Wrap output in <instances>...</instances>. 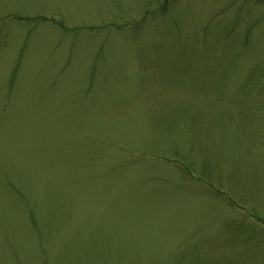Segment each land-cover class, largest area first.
<instances>
[{"label":"rangeland","instance_id":"1","mask_svg":"<svg viewBox=\"0 0 264 264\" xmlns=\"http://www.w3.org/2000/svg\"><path fill=\"white\" fill-rule=\"evenodd\" d=\"M0 264H264V1L0 0Z\"/></svg>","mask_w":264,"mask_h":264},{"label":"water","instance_id":"2","mask_svg":"<svg viewBox=\"0 0 264 264\" xmlns=\"http://www.w3.org/2000/svg\"><path fill=\"white\" fill-rule=\"evenodd\" d=\"M259 1H264V0H259Z\"/></svg>","mask_w":264,"mask_h":264}]
</instances>
